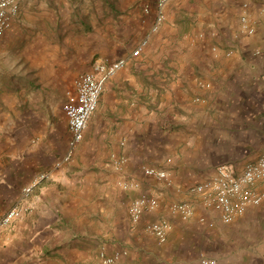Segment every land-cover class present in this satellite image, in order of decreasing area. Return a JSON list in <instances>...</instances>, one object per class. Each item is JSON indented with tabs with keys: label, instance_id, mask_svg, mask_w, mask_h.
<instances>
[{
	"label": "crops",
	"instance_id": "obj_1",
	"mask_svg": "<svg viewBox=\"0 0 264 264\" xmlns=\"http://www.w3.org/2000/svg\"><path fill=\"white\" fill-rule=\"evenodd\" d=\"M155 1L19 0L0 34V216L22 210L0 228V264H97L101 250H126L117 264H199L201 254L264 264V199L224 223L190 190L264 151V0H168L150 33ZM119 58L72 159L56 166L76 77ZM148 165L166 177L144 174ZM141 194L156 206L133 224ZM175 201L193 214L171 212ZM160 218L172 225L164 243L145 229Z\"/></svg>",
	"mask_w": 264,
	"mask_h": 264
},
{
	"label": "built area",
	"instance_id": "obj_2",
	"mask_svg": "<svg viewBox=\"0 0 264 264\" xmlns=\"http://www.w3.org/2000/svg\"><path fill=\"white\" fill-rule=\"evenodd\" d=\"M168 0H156L157 14L149 32H155L164 20V5ZM243 5L246 6V3ZM19 9V0H0V34L10 25L12 18ZM147 10V8H145ZM241 30L246 34H253L254 26L250 23L246 14L240 16ZM147 42L144 37L132 50V55H138ZM216 50V46L212 47ZM232 50L226 51L230 55ZM125 63L124 58L109 62H96L92 67L80 73L74 81V91L69 93L62 105L63 113L67 122V145L61 157L56 161V166L70 161L77 145L83 138L87 122L97 106V102L107 78L114 75ZM200 86L207 87L209 83L200 82ZM196 100L198 98H195ZM125 161L124 157L115 160L117 166ZM144 174L154 176L158 179L166 177V171L153 166H143ZM45 174H41L44 177ZM35 182L23 187V196L27 195ZM136 183L124 182L123 186H135ZM191 191L203 194L202 204L213 209L220 221L232 222L241 215L249 205H258L264 199V151L255 160L247 162L241 171L235 173L226 166H219L215 175L204 179L190 188ZM156 200L153 197L141 194L131 200L128 206V214L131 223L136 224L143 212L147 209H154ZM21 208L13 206L0 216V228L8 225L13 219L21 214ZM171 212L178 213L183 219L193 214V206L188 201H175L170 204ZM202 220V219H201ZM171 222L165 218L156 219L145 224V229L154 235L158 243L167 240L171 229ZM126 254V250H117L107 253L104 250L98 253L97 264H117L118 260ZM199 264H216V259L201 254Z\"/></svg>",
	"mask_w": 264,
	"mask_h": 264
}]
</instances>
